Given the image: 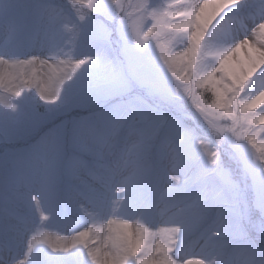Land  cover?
I'll use <instances>...</instances> for the list:
<instances>
[{"label": "rangeland", "instance_id": "374dc122", "mask_svg": "<svg viewBox=\"0 0 264 264\" xmlns=\"http://www.w3.org/2000/svg\"><path fill=\"white\" fill-rule=\"evenodd\" d=\"M33 1L25 5L24 1L0 0V49L38 48L45 40L42 14L63 9L68 19L62 37H55L60 40L61 55L50 69L63 73L65 81L85 66L88 72L64 99L62 90L47 89L32 96L33 102L30 96L25 97V85L33 78L39 79L42 62L0 58V108H9L12 116L7 122L0 121V264L11 256L18 264H80V249L86 251L90 264H209V258L220 250V241L210 240L208 232H198L181 243L174 235L177 226L169 221L171 204L162 191L165 186L186 181L182 172L189 163L188 155L193 162L219 157L212 187L235 205L231 214L219 220L222 232L241 233L235 255L252 254L251 239L264 245V218L257 211L248 218L250 207H264V177L255 172L254 180L243 176L233 147L227 142L217 145L209 127L192 111H184L179 101L161 100L170 95L159 90L134 95L138 88L131 74L123 73L127 63L122 52L115 51L93 27L84 26L76 33L75 21L61 5L49 0ZM161 2L171 13V28L188 31L192 27L191 21L197 15L192 7L195 0ZM232 6H242L246 18L238 47L212 50L206 57L201 56L199 47L188 55L166 50L163 57L177 87L185 78L195 76L201 87L216 92L227 118L237 119L225 106L224 87L227 78L241 67L250 69L254 63L264 61V0H236ZM208 13L207 6L200 9V19ZM150 34L133 31L130 35L142 40ZM192 35L195 38L199 33ZM197 44L202 41L197 40ZM209 59L217 62L215 75L206 70ZM141 73L143 83H157ZM94 80L104 86L96 100L86 90V81ZM11 92H17L21 101H10ZM40 103H45L46 110L41 121L59 120L37 141L45 130L36 134L34 127L40 124L34 110H30ZM74 110L76 114H68ZM247 111L254 116L244 128L234 124L233 135L262 155L264 112L255 103L248 104ZM205 116L209 126L223 133V128L215 124L216 112L207 111ZM193 135L197 137L195 142ZM35 141L38 145L33 148ZM53 154H63L62 169H45L39 163L41 156ZM177 244L180 259L173 254Z\"/></svg>", "mask_w": 264, "mask_h": 264}, {"label": "clouds", "instance_id": "9594fccd", "mask_svg": "<svg viewBox=\"0 0 264 264\" xmlns=\"http://www.w3.org/2000/svg\"><path fill=\"white\" fill-rule=\"evenodd\" d=\"M72 3V0H69ZM236 0H195L192 7L197 15L192 19V27L188 31H178L170 28L173 22L168 20L162 12L164 7L161 0H124L120 5V11L116 12L112 5V0H104V5L111 10L110 19L116 24L117 29L129 37L128 44L135 49L137 58L140 61H148L147 71L151 77L167 81L170 87V97H161V100L168 102L169 99L179 101L192 111V113L201 121L215 138L217 145L227 142L236 152L237 163L243 176L251 177L253 172L264 177V154L257 155L247 143L238 135H233L234 124H239L244 128L247 121H250L254 113L247 111V105L255 103L256 107L264 112V61L256 62L252 67H241L238 72L227 78L224 87V103L226 108L230 107L237 119L227 118L226 111L220 109L217 102L216 92L211 88H202L198 80L193 76L190 80L180 84L178 87L169 72V66L161 58L157 51V45L153 39L163 37L166 41L164 50L168 52H179L185 55L193 53L197 47L200 48L202 57L212 50H227L233 46L238 47L242 41L238 39L240 31L246 27L245 17L242 13V6L233 7ZM209 8L208 15L201 20L199 10L205 7ZM100 5L97 6L99 11ZM88 19L92 18L93 13H88ZM68 19L63 9L53 10L50 14L41 16V24L45 35L39 47H29L28 49H18L16 51H7L0 49V58L16 59L23 57L28 61L42 62L43 68L39 74V79L33 78L32 82L26 84L27 96H37L47 89L62 90L64 99L70 95L74 88L87 75L88 68L81 69L74 77L64 79L63 73H56L50 69L51 64H58L60 40L55 37L64 33V23ZM83 19V17H81ZM187 17H181V20H187ZM88 23L85 20L78 27L83 30L84 25ZM152 33L153 38L148 42H142L139 46L131 38V32ZM199 35L193 37L192 33ZM248 37H245L247 40ZM197 40L202 44H197ZM154 66V67H153ZM206 70L213 75L219 70L217 62L214 59L207 60ZM179 88V90H178ZM216 112L215 124L223 128V133L218 134L215 126H209L205 112ZM103 122L101 121V124ZM193 142L197 139L192 137ZM239 141V143H237ZM245 153L241 155V153ZM189 163L184 168L182 175L187 177L186 181L179 185L165 186L162 191L166 194L168 202L171 204L169 221L177 227L174 235L182 243L189 236L198 232H208L210 240H218L219 251L213 257L209 258V264H264V245L251 239L250 243L254 252L248 256L235 255L236 249L241 245V233L239 231L225 233L221 231L219 224L220 217L229 215L235 210L233 202L225 200L221 191L214 190L212 185L217 175V159L192 161L191 155L187 157ZM39 163L45 169L60 170L64 165L63 154H53L51 156H41ZM15 170L16 162H12ZM195 168V170H194ZM155 211V208L152 209ZM253 211H257L261 218H264V207L253 205L248 209V218H251ZM147 220V217H146ZM152 227H157L150 220L147 221ZM243 218H241V226ZM246 234V231H245ZM262 239H264V234ZM80 264H90L87 253L80 249ZM177 259H180V245L173 253ZM49 253V256H52ZM4 264H18L15 256L4 259ZM35 264V262H31ZM129 264H135L129 261Z\"/></svg>", "mask_w": 264, "mask_h": 264}, {"label": "trees", "instance_id": "16d2710c", "mask_svg": "<svg viewBox=\"0 0 264 264\" xmlns=\"http://www.w3.org/2000/svg\"><path fill=\"white\" fill-rule=\"evenodd\" d=\"M18 3H20L21 1H24V4L26 5V2L28 1V4H32L34 1L33 0H17ZM50 2L56 3L61 5L63 8H65V12H67L68 14H66L67 16L70 17V19L72 21H75L74 23V28H75V32L79 33L81 31V29L78 27V24H83L85 20H88V23L84 26H91L93 27V29L98 33V35L104 39H106L107 41H109L111 43V45L113 46V49L115 51H119L122 52V56L125 57V61L127 63V66L121 70L123 71V73H127L129 72L131 75H129L130 77L133 78V80L135 81V85L137 86L138 89H135L133 94L134 95H139L141 93H143L146 90H159V93H164V94H168L170 95V85L168 84V82H160L158 79H156L155 77H151L149 75V72H145L149 66V62L148 61H140L137 58V54L135 55V49H133L130 44H128V39L129 37L125 36L124 34H122L118 29L115 23H113L110 19V13L111 10L109 8H107L104 5V0H72V3H69V0H49ZM124 2V0H112V5L113 8L115 9L116 12H119L120 9V5L121 3ZM100 5V9L99 11L97 10V6ZM93 13L92 18L89 20L88 19V13ZM162 12L166 15L167 19L172 21V16L170 11L167 9V7H163L162 8ZM81 17H83V19H81ZM172 26V24L169 25V27ZM171 28V27H170ZM132 38V37H131ZM153 38V34L151 33L150 35H147L145 38H143L142 40L139 39H134L133 40L136 41L137 45L139 46L142 42L146 43L148 42L150 39ZM153 42L157 45V51L160 53L161 58L164 60V62L166 63V60L163 57V54L166 50H164V45L166 44V41L163 37H160L158 39H153ZM133 62H136L135 65L130 66L129 64ZM154 67V66H153ZM120 69L121 66H119ZM145 70V71H144ZM141 71L144 72V74L147 73V76H149V80L154 79L157 81V83L159 84L156 85L154 84V86H149V83H143L142 81V75L143 73H141ZM188 81L187 78H185L184 82ZM103 83H98L94 80V82L92 81H86V90L89 91V93L93 94L95 96V100L97 98V94L98 92H102L103 89ZM202 88H207V87H202ZM140 89V91H139ZM104 90V89H103ZM28 97V96H27ZM9 99H11L10 101L14 102L15 100H18L17 102H20V97H18V93L17 92H11L10 93V97ZM30 100L34 102V99L32 98V96H30ZM32 102V103H33ZM45 103H40V104H33L35 106V108L30 111L34 110V115L37 120V122L39 121V126L34 127L35 131L38 132L36 134H41V132L43 130L48 131L49 128L51 129V127H53V125L55 123L58 122L59 118L56 119V121L49 119L47 120V118L43 119L44 121H41L40 118H43L44 115H46V110L44 105ZM184 106V105H183ZM7 108H0V121H8V119L11 116V110H5ZM188 108L186 106H184V111L186 112H191V110H187ZM71 110V109H70ZM68 110V111H70ZM67 112V111H66ZM77 112L71 111L68 114H76ZM153 115L155 116V113H153ZM7 119V120H6ZM41 121V122H40ZM3 123V122H2ZM5 124V123H4ZM9 126V125H7ZM5 126V127H7ZM19 132V131H18ZM44 132V131H43ZM42 132V133H43ZM43 133V135L45 134ZM20 135V134H19ZM41 134V137L43 136ZM248 135H250L249 131H248ZM39 137V139L41 138ZM33 139L29 140L30 142ZM254 141V140H253ZM38 143H35L34 146L31 144V146H33V148L37 145ZM17 147V146H16ZM19 147V146H18ZM27 149L29 147H26ZM6 154V153H5Z\"/></svg>", "mask_w": 264, "mask_h": 264}, {"label": "bare ground", "instance_id": "6f19581e", "mask_svg": "<svg viewBox=\"0 0 264 264\" xmlns=\"http://www.w3.org/2000/svg\"><path fill=\"white\" fill-rule=\"evenodd\" d=\"M246 255V253L243 255V256H245ZM241 256V255H240Z\"/></svg>", "mask_w": 264, "mask_h": 264}]
</instances>
